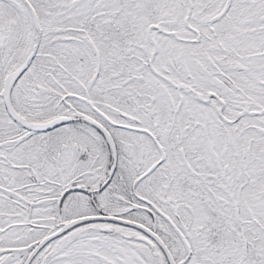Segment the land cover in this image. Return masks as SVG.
<instances>
[{
  "label": "snow or ice",
  "instance_id": "obj_1",
  "mask_svg": "<svg viewBox=\"0 0 264 264\" xmlns=\"http://www.w3.org/2000/svg\"><path fill=\"white\" fill-rule=\"evenodd\" d=\"M0 264H264V0H0Z\"/></svg>",
  "mask_w": 264,
  "mask_h": 264
}]
</instances>
